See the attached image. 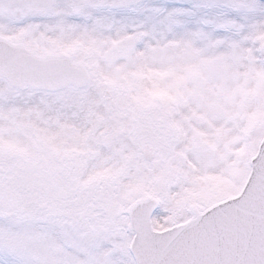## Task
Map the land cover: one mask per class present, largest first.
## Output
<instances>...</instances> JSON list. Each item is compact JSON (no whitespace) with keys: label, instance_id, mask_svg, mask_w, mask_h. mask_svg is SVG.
<instances>
[{"label":"snow or ice","instance_id":"obj_1","mask_svg":"<svg viewBox=\"0 0 264 264\" xmlns=\"http://www.w3.org/2000/svg\"><path fill=\"white\" fill-rule=\"evenodd\" d=\"M0 264H264V0H0Z\"/></svg>","mask_w":264,"mask_h":264}]
</instances>
